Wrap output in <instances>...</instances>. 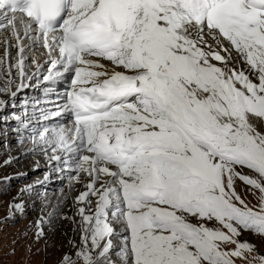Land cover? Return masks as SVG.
Masks as SVG:
<instances>
[{
	"label": "snow or ice",
	"instance_id": "obj_1",
	"mask_svg": "<svg viewBox=\"0 0 264 264\" xmlns=\"http://www.w3.org/2000/svg\"><path fill=\"white\" fill-rule=\"evenodd\" d=\"M0 29L18 89L44 67L28 73L26 39L42 41L45 81L71 76L72 127L38 139L89 178L84 264H115L112 221L129 233L123 264H235L254 250L237 237L264 236V0H0ZM237 181L261 193L258 210Z\"/></svg>",
	"mask_w": 264,
	"mask_h": 264
},
{
	"label": "rangeland",
	"instance_id": "obj_2",
	"mask_svg": "<svg viewBox=\"0 0 264 264\" xmlns=\"http://www.w3.org/2000/svg\"><path fill=\"white\" fill-rule=\"evenodd\" d=\"M260 125L261 128H264V123ZM0 145L3 146L6 151H8L4 140L0 141ZM15 152L18 154V150H16ZM27 159L30 158L27 157ZM0 164H3L0 165V169L6 167L4 172H0V264H68L69 259L71 261V264H84L82 258L74 261L76 249L79 245L82 244V240H80L78 246L72 244V242L75 241V235L70 234L71 230H65L64 228H62V230L53 229V232L47 231V233L49 234L46 236L38 235V233H40L42 230L41 228H39L41 227V224L39 225L40 220H42L43 223L48 226V228L51 227H49L50 221H47L48 218L44 219V215L36 214L37 211L35 209H32L35 202H32L30 200L26 205V207H29V209L25 208V212L23 210H19L18 213H15L14 209L16 205L14 200L15 198H13L14 192H12V189L16 188L17 186L22 188L24 187V183L26 182H36V184H38L39 181L37 175H41L40 173L42 172L36 173V177L34 176L35 178L30 179L31 177L28 170L31 174L32 170L30 169L32 168H28L27 170L24 167H21L19 171H15L13 167L15 166L14 163L11 165H6L7 163H5L2 159H0ZM246 172L250 175L252 174L251 170H246ZM23 173L26 176L25 179L20 178L19 181L16 177H13V175L15 174H17L15 176H18ZM7 179L11 181V185H8L7 182L3 181ZM29 179L30 181H28ZM65 184L62 186V191H64V188L66 187ZM30 187L31 186H29V188ZM25 188L26 187H24V189ZM29 188H26V192L28 190L29 192H33V190ZM24 189L23 192L25 193ZM54 189H56V187ZM236 189L249 207L254 208V210L259 209V206L261 204V193L258 190L252 189L240 181H237ZM75 192H77V190ZM52 194H59L61 196L62 193L60 190H56L54 192H51V195ZM44 199V195H40L38 200L39 202L37 203L39 204ZM49 205H51V203ZM50 209L51 210L47 212L46 215L51 214L53 208ZM72 209V206H69V208H67V210L71 213ZM57 216L59 215L57 214L56 217ZM73 217H77L76 219H80L78 212L73 214ZM72 220V218L71 220H69L67 215H62V217L60 216L58 218V221L62 222H71ZM80 224H82V221L80 222ZM208 226L214 228L220 227L216 222H210ZM82 235L83 233L80 237H82ZM237 240L239 242L249 243L253 246L254 250L251 252H245L243 254L244 258H237L235 264H261V258L264 257V236L254 234L251 231L241 230V235L237 237ZM88 247H90V245ZM227 247L228 250H234L235 245H229ZM115 252L118 254V250L114 251L111 254H113L112 256L114 257L113 261L115 262V264H117L118 259L116 258ZM94 254L96 255L95 251L93 252V255Z\"/></svg>",
	"mask_w": 264,
	"mask_h": 264
},
{
	"label": "bare ground",
	"instance_id": "obj_3",
	"mask_svg": "<svg viewBox=\"0 0 264 264\" xmlns=\"http://www.w3.org/2000/svg\"><path fill=\"white\" fill-rule=\"evenodd\" d=\"M2 100H4V99H2ZM258 126L261 127L260 124H258ZM1 140L3 141V138H0V141ZM15 151L16 150H15L14 146H11L10 149L8 151H6L4 149V147L0 145V159H2L5 163H7L6 165H11L14 163L15 166H13V165L12 166L14 167L15 171L16 170L19 171L21 167H24L25 169H28V168L33 169L34 166H37V162L39 161L40 163H42V167H43L42 169L45 172L43 176H42L43 172L40 173L41 175H39V176L37 175V178L39 181L38 184H36V182L24 183L25 184L24 187H26V188H29L30 185L35 184V185H33V187H35V188L30 187V189H32L33 192H29V190H28L27 192L24 193L23 192L24 187L20 188L19 186L12 189V192H14L13 198H15L14 200H15V205H16L15 209H14L15 213H18L19 210H23L25 212V208H27L26 205L28 204V202L30 200L32 202H35L33 204L32 209H35L37 211L36 214L44 215L45 217L48 218L47 221H50L49 227H51V228H48V226L45 223H43L42 220L39 221V224L40 223L42 224V226L40 228L43 229V236H46L49 234V233H47V231L53 232L54 230H57V229L62 230V228H64L65 230H71L70 234L75 235V241L72 242V244H75L76 246H78L80 240H82L80 237L81 234L83 233L82 227L80 226L81 225L80 222L82 221V219H81V216H80V219H76L77 217L76 218L73 217V213L68 211L69 209L67 210V208H69V206H72L73 208H75L76 206H78L79 208L82 207V204L77 203V197L86 189H84L83 185H81V184L73 183L72 180L67 181L65 176H57L54 178L56 180L55 183H60L63 181L66 182V187L64 188L63 195L62 196H60L59 194L55 195L56 193L51 195V193H50V195H48L44 200H42V202H40L38 204L37 202H39L38 201L39 196L42 195V193H43V191L41 189L42 185L44 184L43 177H45L48 174L54 175V171L52 170L53 164H51L49 166L48 163L45 161V159H41V158H37V161L35 163L32 160H30L31 158L30 159L26 158L29 155V153L32 151L35 153L40 152V150L36 146L33 147L32 150H26L24 153L18 152V154H17ZM15 156H16V158H15ZM11 157H12V159H11ZM0 165H3V164H0ZM5 168L6 167H4L3 169H0V172H4ZM80 179L81 180L84 179L82 175H80ZM59 185L60 184H56V187L59 188ZM76 190H77V192H75ZM29 194H31V196ZM50 203H51V205H49ZM50 208H53L51 211V214L46 215V213L51 210ZM27 209H29V207ZM92 210H94V209H92ZM57 214L59 216L56 217ZM74 214H75V212H74ZM62 215H67L69 220H71V218L73 220L71 222L58 221V218L60 216L62 217ZM52 223H54V224H52ZM113 225L116 226L117 231H119V232L124 231V230L117 228V223H113ZM83 235H84V233H83ZM51 237H52V235H51ZM48 241H49V237H48ZM112 242H114V244H116L115 250H119V248H121V246H122L121 240H112ZM47 244H48V242H47ZM111 258H113V257L111 256ZM116 258L118 259V264H123V261L119 255V253L118 254L116 253Z\"/></svg>",
	"mask_w": 264,
	"mask_h": 264
}]
</instances>
